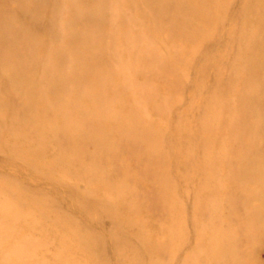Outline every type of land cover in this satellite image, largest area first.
<instances>
[{
  "label": "rangeland",
  "instance_id": "obj_1",
  "mask_svg": "<svg viewBox=\"0 0 264 264\" xmlns=\"http://www.w3.org/2000/svg\"><path fill=\"white\" fill-rule=\"evenodd\" d=\"M0 71V264H264V0H0Z\"/></svg>",
  "mask_w": 264,
  "mask_h": 264
},
{
  "label": "bare ground",
  "instance_id": "obj_2",
  "mask_svg": "<svg viewBox=\"0 0 264 264\" xmlns=\"http://www.w3.org/2000/svg\"><path fill=\"white\" fill-rule=\"evenodd\" d=\"M21 15H22V12H21ZM18 43H23V40H21V41H19ZM0 74H1V71H0ZM1 89V88H0ZM3 105H5V104H3ZM178 126L177 125H174V130L176 131V128H177ZM166 135V134H165ZM169 150H171V151H173L174 153L175 152H177V149L176 148H170ZM185 156H186V160H189V161H191L192 159H191V155L187 152V153H185L184 154ZM28 156H30V157H32V155H28ZM100 184L101 183H99V182H95V184H94V186H95V188L96 189H100L101 190V188H100ZM230 185V184H229ZM232 185V184H231ZM229 187V186H228ZM103 188V187H102ZM101 191H103V190H101ZM84 194H87V195H89L88 193H87V191H85V192H83ZM173 195H175V192H173L172 193ZM90 198H92L91 196H89ZM103 202V210H106V209H111V203L110 202H108V201H106V200H103V201H100V204ZM104 202H107L108 203V206H105L104 205ZM114 209H116V206H115V208ZM83 211H84V213L85 214H90V212L89 211H87V210H85L84 208L82 209ZM128 221L126 222V224H128L129 226H130V228H131V223H130V220L129 219H127ZM72 226H75L76 227V235L78 236V238L81 240V245H80V248H81V250L83 249V250H85V251H91L93 248H94V246L89 242V240H88V237H91V236H93L94 234H95V232H96V230H92V229H90V230H83V228L82 227H80L79 225H77L76 223H71V222H68V221H65V225H64V227H61V228H58V227H55L54 226V230H53V232L55 233V234H59L58 232H59V230L61 229V230H65V231H68V232H70V229H72ZM93 231H95V232H93ZM139 238H141V240H142V243H143V245L144 246H148L149 244L148 243H146V244H144L145 242H146V238L145 237H143V232L141 231V230H139ZM61 236V239H62V235H60ZM80 236H82L83 237V239L80 237ZM73 236H71L70 238H72ZM67 241H69V240H67ZM51 243H54L53 241H51ZM70 246V245H69ZM105 252H106V250L105 249H103V264H108V260H107V257H106V255H105ZM63 256V255H62ZM61 256V257H62ZM87 257H89V258H91V259H93V258H99L100 256H90V255H87ZM93 262H94V264H98V259H96V260H93ZM73 264H77V261H76V259H74L73 260Z\"/></svg>",
  "mask_w": 264,
  "mask_h": 264
}]
</instances>
